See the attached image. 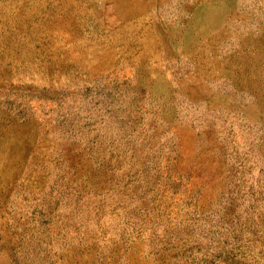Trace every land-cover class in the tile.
I'll return each instance as SVG.
<instances>
[{"label": "rangeland", "instance_id": "obj_1", "mask_svg": "<svg viewBox=\"0 0 264 264\" xmlns=\"http://www.w3.org/2000/svg\"><path fill=\"white\" fill-rule=\"evenodd\" d=\"M0 264H264V0H0Z\"/></svg>", "mask_w": 264, "mask_h": 264}]
</instances>
